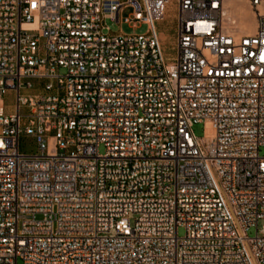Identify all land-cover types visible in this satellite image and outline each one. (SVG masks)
<instances>
[{
  "label": "built area",
  "instance_id": "1",
  "mask_svg": "<svg viewBox=\"0 0 264 264\" xmlns=\"http://www.w3.org/2000/svg\"><path fill=\"white\" fill-rule=\"evenodd\" d=\"M225 1L0 0V264H264V0Z\"/></svg>",
  "mask_w": 264,
  "mask_h": 264
},
{
  "label": "rangeland",
  "instance_id": "2",
  "mask_svg": "<svg viewBox=\"0 0 264 264\" xmlns=\"http://www.w3.org/2000/svg\"><path fill=\"white\" fill-rule=\"evenodd\" d=\"M229 1V2H228ZM225 3V7L228 9L229 14L234 20L237 21L236 29L239 33H252L255 28V22L253 15L251 13L249 4L246 0H228ZM262 9H264V4H262ZM131 12V8H124L121 12V16H127ZM175 19V10L174 4H170L167 8V13L165 19L161 22V24H157L156 30L158 33H163L166 35L162 42V48L164 53V58L166 61H171L175 55V31L173 30V22ZM105 24L109 27L111 32H123L125 34L130 33H143L146 30V25L144 24H136L133 23H114L111 20L107 19ZM36 83V82H35ZM36 85V84H35ZM41 91L40 89L33 86V88L29 89L28 92H37ZM2 99L5 104V112L10 113L13 110V102H14V92L7 91L2 95ZM194 134L197 137H202L204 135V123L198 122L195 123L192 127ZM19 150L23 153H36L37 145L32 137H21L19 140ZM99 152L103 153L104 148L102 146L99 147ZM260 155L264 156V148L260 149ZM184 234V230L182 228L178 229V235L182 236ZM247 234L249 236H253L255 234V229L252 227L248 230ZM16 264H23L21 259H18Z\"/></svg>",
  "mask_w": 264,
  "mask_h": 264
},
{
  "label": "crops",
  "instance_id": "3",
  "mask_svg": "<svg viewBox=\"0 0 264 264\" xmlns=\"http://www.w3.org/2000/svg\"><path fill=\"white\" fill-rule=\"evenodd\" d=\"M171 4H173V3H171ZM165 17H166V16H165ZM164 19H165V18H164ZM161 22H162V21H158V22H156V23H155V26H156L157 24H161ZM173 25H174L173 30L175 31V19H174ZM161 36H162L163 40H164V38L166 37V35L163 34V33H161Z\"/></svg>",
  "mask_w": 264,
  "mask_h": 264
},
{
  "label": "bare ground",
  "instance_id": "4",
  "mask_svg": "<svg viewBox=\"0 0 264 264\" xmlns=\"http://www.w3.org/2000/svg\"><path fill=\"white\" fill-rule=\"evenodd\" d=\"M226 1H228V0H226ZM226 1H225V3H226ZM229 2V1H228ZM225 14H226V16L227 17H229L230 19H234V18H232L231 16H230V14H229V11H228V9L225 7ZM255 29V28H254Z\"/></svg>",
  "mask_w": 264,
  "mask_h": 264
}]
</instances>
